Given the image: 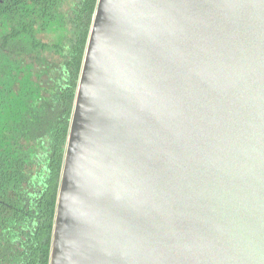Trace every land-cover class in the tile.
Returning a JSON list of instances; mask_svg holds the SVG:
<instances>
[{
    "label": "water",
    "instance_id": "water-1",
    "mask_svg": "<svg viewBox=\"0 0 264 264\" xmlns=\"http://www.w3.org/2000/svg\"><path fill=\"white\" fill-rule=\"evenodd\" d=\"M50 264H264V0H98Z\"/></svg>",
    "mask_w": 264,
    "mask_h": 264
},
{
    "label": "trees",
    "instance_id": "trees-1",
    "mask_svg": "<svg viewBox=\"0 0 264 264\" xmlns=\"http://www.w3.org/2000/svg\"><path fill=\"white\" fill-rule=\"evenodd\" d=\"M97 1L0 0V264H50L65 148ZM37 64L64 70V97L59 90L31 105L43 92L30 84Z\"/></svg>",
    "mask_w": 264,
    "mask_h": 264
},
{
    "label": "flooded vegetation",
    "instance_id": "flooded-vegetation-1",
    "mask_svg": "<svg viewBox=\"0 0 264 264\" xmlns=\"http://www.w3.org/2000/svg\"><path fill=\"white\" fill-rule=\"evenodd\" d=\"M24 62L27 63L26 60H24ZM40 72H43L42 76L40 74L39 77H37ZM33 75L35 78L33 81H30V84L35 86L38 85L43 92L39 97L31 101V105L40 104V101L42 99L46 100L47 97L54 98V95L57 94L59 90L60 96L63 95L64 97L67 88L66 84L69 82V79L64 70L59 69L57 65H47L44 68L38 67ZM41 152L40 150L38 151V157L41 156ZM37 161L40 163L39 160Z\"/></svg>",
    "mask_w": 264,
    "mask_h": 264
},
{
    "label": "rangeland",
    "instance_id": "rangeland-1",
    "mask_svg": "<svg viewBox=\"0 0 264 264\" xmlns=\"http://www.w3.org/2000/svg\"><path fill=\"white\" fill-rule=\"evenodd\" d=\"M27 62H30V63H32L33 64V61H30V60H26ZM39 66H38V64L35 66V68H38ZM51 121H53V118L52 119H50ZM57 120V119H56ZM56 120H55V123H54V125L56 124ZM45 131H46V129H44Z\"/></svg>",
    "mask_w": 264,
    "mask_h": 264
}]
</instances>
